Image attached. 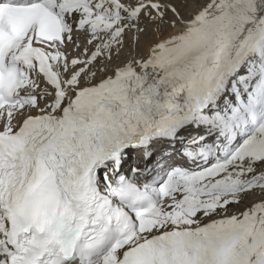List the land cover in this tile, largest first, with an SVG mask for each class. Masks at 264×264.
Wrapping results in <instances>:
<instances>
[{
    "label": "snow or ice",
    "instance_id": "6c2138e0",
    "mask_svg": "<svg viewBox=\"0 0 264 264\" xmlns=\"http://www.w3.org/2000/svg\"><path fill=\"white\" fill-rule=\"evenodd\" d=\"M0 264H264V0H0Z\"/></svg>",
    "mask_w": 264,
    "mask_h": 264
}]
</instances>
